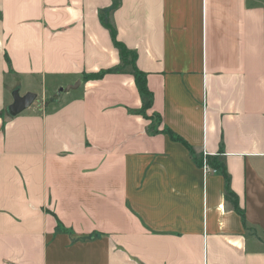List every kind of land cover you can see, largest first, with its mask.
<instances>
[{
  "label": "crops",
  "instance_id": "crops-1",
  "mask_svg": "<svg viewBox=\"0 0 264 264\" xmlns=\"http://www.w3.org/2000/svg\"><path fill=\"white\" fill-rule=\"evenodd\" d=\"M0 264H264V0H0Z\"/></svg>",
  "mask_w": 264,
  "mask_h": 264
},
{
  "label": "trees",
  "instance_id": "trees-1",
  "mask_svg": "<svg viewBox=\"0 0 264 264\" xmlns=\"http://www.w3.org/2000/svg\"><path fill=\"white\" fill-rule=\"evenodd\" d=\"M117 7H118V3L115 2L112 9H110V11L105 12V14L103 15L102 18H103L105 25L110 30L111 35L113 37V40H114L116 46L119 48L121 56L123 57V59H126L128 57V55H132V57H133L132 63H134L136 55L134 53H132L131 51H129L127 49V47L121 41H119L117 39L116 28L112 23L109 22V19H108L110 12ZM114 70L115 69H108V70H105V71H102L99 73L88 74V75H85V78L86 79L100 78L104 74H106L108 72H113ZM134 75H135V82H136L138 91H139L140 95L142 96V98L144 99L143 106L138 112L146 115V111L149 110L153 106L154 94L148 86L146 74L143 71L138 70L135 67V65H134ZM146 116H148V115H146ZM156 116L158 117V120L161 119L160 115H156ZM163 131L166 132L167 134H169L174 140L180 141L183 144H185L188 147V149L190 150V152L193 155H195V151L193 150V148L191 146H189L188 143L181 136L173 133V131H171L169 128H165ZM195 158L202 167L203 162H204V156L203 155L201 157L195 156ZM207 162L212 168L216 169L217 171H219L224 176V178L226 180V184H227V187H226L227 199L231 201L233 208L241 216L243 224L245 226V229L247 231L251 232L252 234H255L254 232H252L253 230L251 229V227H249L246 223V215H245V212L240 208L238 195L234 191H232L230 188V176L227 172L225 164L222 161H220L219 158L216 156H207Z\"/></svg>",
  "mask_w": 264,
  "mask_h": 264
},
{
  "label": "water",
  "instance_id": "water-1",
  "mask_svg": "<svg viewBox=\"0 0 264 264\" xmlns=\"http://www.w3.org/2000/svg\"><path fill=\"white\" fill-rule=\"evenodd\" d=\"M79 82L72 85L71 87H77ZM63 90V89H61ZM37 98V93L27 92L24 95H21L19 91L13 93V102L9 106V112L11 115L15 116L29 108Z\"/></svg>",
  "mask_w": 264,
  "mask_h": 264
},
{
  "label": "rangeland",
  "instance_id": "rangeland-1",
  "mask_svg": "<svg viewBox=\"0 0 264 264\" xmlns=\"http://www.w3.org/2000/svg\"><path fill=\"white\" fill-rule=\"evenodd\" d=\"M127 59V61L131 64L132 63V59H133V57H132V55H128V57L126 58ZM52 100V99H51ZM51 100H49V99H47V101H46V103H45V106L47 107L48 105L50 106L51 104H52V101ZM42 97L40 96V95H37V98H36V100L34 101V103L31 105V106H35V107H40L41 106V104H42V106L44 105L43 103H42ZM8 113H10L9 112V109H8V111H7Z\"/></svg>",
  "mask_w": 264,
  "mask_h": 264
},
{
  "label": "built area",
  "instance_id": "built-area-1",
  "mask_svg": "<svg viewBox=\"0 0 264 264\" xmlns=\"http://www.w3.org/2000/svg\"><path fill=\"white\" fill-rule=\"evenodd\" d=\"M203 156H204V162H203V166H202V168H203L204 172H205L206 174L209 173V172H214V173L217 172V170L214 169V168H212V167L208 164V162H207V156H209L208 153L205 152V153L203 154Z\"/></svg>",
  "mask_w": 264,
  "mask_h": 264
}]
</instances>
